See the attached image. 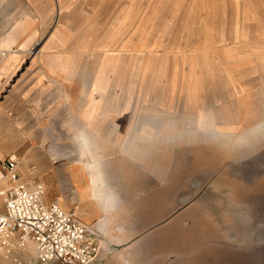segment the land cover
I'll return each mask as SVG.
<instances>
[{"label": "rangeland", "instance_id": "rangeland-1", "mask_svg": "<svg viewBox=\"0 0 264 264\" xmlns=\"http://www.w3.org/2000/svg\"><path fill=\"white\" fill-rule=\"evenodd\" d=\"M56 2L22 7L25 14L42 17L38 28L43 31L22 65L24 76L20 71L12 81L0 83V149L18 158L23 180L32 188L42 185L47 201L58 202L90 229L99 218L83 193L91 179L84 163L77 164L80 154L79 161L62 160L52 151L54 137L46 141L40 134L48 124L45 116L54 111L60 113L56 131H66L69 105L64 96H80L77 83L45 71L44 56L60 53L47 58V65L69 71L82 87L79 103L69 109V130L73 118L87 115L95 129H123L117 141L104 136L115 143L100 165L108 172V185L118 164H149L167 153L162 147L170 137L177 140L165 160L170 166L157 168L145 184L155 202L148 214L133 217L136 239L154 234V262L264 264V30L258 23L264 0ZM21 28L28 32L27 24ZM52 39L58 41L48 45ZM64 52L78 58L71 67ZM4 57L0 54V66ZM34 80L38 88H28ZM144 84L154 90L150 103L152 91ZM218 110L231 115L234 110L237 118L224 121L227 113ZM243 110L245 117L251 114L247 121ZM147 122L166 136H155V149L144 154L126 151L144 139L138 136ZM59 139L68 145L67 137ZM125 169L120 176L127 180L134 173ZM128 186L130 192H144ZM117 199L119 205L124 198ZM116 214L113 210L105 216L119 227ZM91 230L102 243V235ZM21 250V258L16 252L0 255V264L33 263L24 256H36L34 245Z\"/></svg>", "mask_w": 264, "mask_h": 264}, {"label": "crops", "instance_id": "crops-1", "mask_svg": "<svg viewBox=\"0 0 264 264\" xmlns=\"http://www.w3.org/2000/svg\"><path fill=\"white\" fill-rule=\"evenodd\" d=\"M40 1L41 0H0V48H2L5 51V54L7 56L6 61L5 62L3 61L0 66L1 84L5 85L9 80L12 81V78L14 76L16 77L17 73L20 71L24 76V71H23L24 69L22 68V65L23 63L26 62L27 59H29L28 52L30 48L34 45L36 38H38L40 33H42L43 31L42 27L38 28V24L43 25V20L42 17L41 19H38L35 13H33L34 16L33 15L31 16V14L30 15L25 14L21 9L22 7L24 8V6L25 9H27L31 4L33 6L36 5L35 8H37V5L39 6ZM54 1L55 4L57 5L56 0ZM262 6L264 7V4H262ZM260 11H264V9ZM28 17H30L29 20ZM261 19L262 20H260L258 23L262 25L261 27L264 30L263 27L264 15H261ZM24 24H27L28 32L22 30L21 25ZM252 33L256 34V32H252ZM258 37L262 38V34L260 32L258 33ZM58 39H52L51 41L54 42L51 43L49 42L48 45H53L55 41H58ZM64 53H66L63 54L67 58L66 62L68 66L71 67L73 65L74 58H77V56L75 54H70L69 52H64ZM59 54L60 53H56V54L49 53L48 55H45L44 59L41 61L44 62L43 64L45 65L46 68L45 71L50 75V77L52 78L58 76H62L63 78L68 77L67 83L69 84L77 83L80 86V96H78L76 99H74L69 94H67V96H64V100L66 104L69 105V108L67 110L68 111L67 116L69 119V109L71 105L76 107L77 104L79 103L80 97L82 95L81 92L82 87L77 77L71 78L68 76L69 71L66 72L61 71L55 67L47 65L46 63L47 58L55 57ZM83 66L89 69L90 67H92L84 64ZM19 67L20 70L17 71ZM23 76H21L19 80H22ZM32 83L35 84L34 87L28 86V88H34V89L38 88L39 82L34 80L32 81ZM139 84L140 83L138 81L135 82L136 87H138ZM144 85L147 90L148 89L151 90L150 86L147 87L146 84ZM153 93L154 90L152 91V95L150 97L149 103L151 99L154 98ZM166 93L167 92H164V99H165L164 101H166L167 98ZM253 98L254 97H252V99ZM247 104H249L248 111L249 113H251V111L254 109L250 106V103ZM218 111H221V113L222 112L227 113L226 114L227 117L222 116V118L226 117L224 121L234 120L237 118L236 112L234 110L233 112H230L232 113V115L229 114V112L223 110H218ZM243 113H244L243 116L245 117L244 110ZM249 113H247V115ZM253 114L254 113H252V115ZM250 115L246 116L244 119H246V121L249 120ZM55 116L56 118H54ZM59 116L60 113L55 111L46 115L45 117L48 121V124L40 134L43 136V140L45 138L46 141L47 139L49 140V137L50 138L54 137V139L56 138L55 142L54 139L52 140V144L54 145L52 151L55 154H57L58 157L62 160L76 157L77 161H79L77 157V153H79L80 162H77V164L81 165V162H83L84 171L86 172V174L90 175L91 184L89 186L86 178L88 188L84 189L83 193L90 199V201L95 205L96 209L99 212V218L92 225V228L95 231H97L99 234H101L102 237L104 238L102 243L100 242L102 250L100 251L99 258L93 264H156L153 259L155 257L153 255L155 251V246H154L155 242L153 238L154 234L147 233L143 237L136 239L137 237H134L133 235L135 233L133 220L135 217H140L142 215L148 214L149 208L152 207L151 204L155 202L154 197L149 198L150 195H148L147 192L148 188L145 186V184L148 182L147 179L149 175L154 176L156 174L157 168L166 169L165 167L166 165L170 166L169 163L167 164L165 160L167 154L171 153L172 148L177 144V140H175V143H173L170 137L167 144L166 145L164 144V146L162 147V149L165 148L167 150V153L163 156H160L159 159L153 160L149 164L147 163V161H144V164L138 165L137 167H128L126 166L127 164L123 162L118 164L113 179L110 182V185H108L105 182L108 179V172L106 169H101L100 165L102 162L108 159L107 158L108 154L109 152L114 150L113 147L115 143H113L111 140L104 138V136L118 137L116 139L117 141L120 138H123L124 136L123 129L116 127L108 129L107 126H104L101 129H95L93 127V124L90 123V118L87 115L83 118H77V117L73 118L72 119L73 128H71L70 130L68 128V119H67L66 131H62V132L60 130L56 131V127L60 123ZM250 119L253 120L252 117ZM81 121L84 122L83 126L80 123ZM139 133H142V135L138 136V138L142 137L144 139L145 138L147 139L146 140L141 139L140 140L141 143L134 142L130 147L127 148L126 151L132 152L134 154H144L146 152L155 149L157 142V140L155 141L153 139L155 136H158V138L166 136V133L164 132L157 133L155 129L152 127L151 123L149 122H147V124L144 125L142 129H140ZM36 135H38V133H34V136ZM60 137H67L68 139L67 146L61 145L60 143L61 141L59 139ZM185 137H189V136H185ZM73 138H75L74 142L76 141L77 144L72 143ZM83 154H84V158H83ZM9 156H6L4 152L0 149V159H6ZM139 158L140 157L138 155L137 157H134V159L133 158L131 159L132 161H136V159L139 160ZM125 168L133 170L134 173V175L132 177H129L127 180H125L123 174L120 176V173L126 170ZM97 173H99V176L96 179V182H93L94 176H96ZM98 180L100 181L98 182ZM95 184L97 185V188ZM113 184H120L122 187L119 189H115L113 187ZM128 185H137V189L143 190L144 192L143 193L130 192L128 191L129 188ZM122 189H126L128 191L125 197L121 194ZM117 197L119 198L123 197L125 201L124 199H121L120 201L121 203L118 205L116 204L118 200ZM44 199L48 204L56 202V201H47L46 198ZM159 199L161 200L162 198ZM113 210L117 212L116 215L119 217V224L121 225L119 227L116 225L115 221L110 220L108 217L105 216V213L112 212ZM142 230L143 229H141V231ZM115 247L119 249L116 250L114 249ZM16 254H18L21 258V256L24 253H22V250H20L17 251ZM35 255L36 256H33V254L31 255L25 254L24 257L26 260L28 259L31 261L34 260V262L31 264H40L37 260V253Z\"/></svg>", "mask_w": 264, "mask_h": 264}, {"label": "built area", "instance_id": "built-area-1", "mask_svg": "<svg viewBox=\"0 0 264 264\" xmlns=\"http://www.w3.org/2000/svg\"><path fill=\"white\" fill-rule=\"evenodd\" d=\"M0 255L34 245L40 264H93L100 255L97 235L58 202L46 203L42 185L21 177L15 155L0 159Z\"/></svg>", "mask_w": 264, "mask_h": 264}, {"label": "bare ground", "instance_id": "bare-ground-1", "mask_svg": "<svg viewBox=\"0 0 264 264\" xmlns=\"http://www.w3.org/2000/svg\"><path fill=\"white\" fill-rule=\"evenodd\" d=\"M0 54L3 55V56H5L4 59H3V61L5 62L6 59H7V56H6L5 52L0 51ZM92 167H93V166H92ZM94 170H95V169H94ZM92 172H93V171H92ZM92 172H91V173H92ZM98 176H99V173H97L96 176H94L93 182H96V179L98 178ZM99 181H100V180H98V182H99ZM98 182H97V183H98ZM100 183H101V182H100ZM92 184H93V183H92ZM95 185H96V184H95ZM95 185H94V186H95ZM92 188H93V187H92ZM96 188H97V185H96ZM94 189H95V187H94ZM92 194H93V193H92ZM95 195H96V194H95ZM94 197H95V196H94ZM97 200H98V199H97Z\"/></svg>", "mask_w": 264, "mask_h": 264}]
</instances>
